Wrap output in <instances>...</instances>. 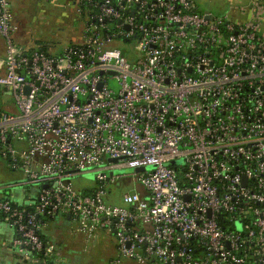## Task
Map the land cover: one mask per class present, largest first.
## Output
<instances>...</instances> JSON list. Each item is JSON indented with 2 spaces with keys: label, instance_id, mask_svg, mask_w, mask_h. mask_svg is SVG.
<instances>
[{
  "label": "built area",
  "instance_id": "obj_1",
  "mask_svg": "<svg viewBox=\"0 0 264 264\" xmlns=\"http://www.w3.org/2000/svg\"><path fill=\"white\" fill-rule=\"evenodd\" d=\"M251 1L235 20L194 0H78L81 41L50 53L17 41L0 0V87L17 107L0 111V159L38 190L28 206L0 195L22 259L45 264L42 227L69 215L89 240L115 236L111 264H264V4ZM91 168L97 186L78 190ZM127 178L138 186L110 202Z\"/></svg>",
  "mask_w": 264,
  "mask_h": 264
},
{
  "label": "rangeland",
  "instance_id": "obj_2",
  "mask_svg": "<svg viewBox=\"0 0 264 264\" xmlns=\"http://www.w3.org/2000/svg\"><path fill=\"white\" fill-rule=\"evenodd\" d=\"M61 4L54 3L52 0H16L13 2V10L15 13L19 14L24 20L26 30H31L30 33L33 39H39V41L45 40L47 42L48 48L51 51L63 50L66 46L78 43L81 41V37L78 36V33L82 31L83 20L76 11H73L72 6H64V3ZM199 7V11H212L216 15H229L233 16L231 11L230 0H194ZM43 31V34L40 33ZM54 33V34H53ZM115 46L122 48L124 43L116 44ZM57 49V50H56ZM60 53V52H56ZM0 58H4V55H0ZM116 85V83H114ZM14 107V98L13 95L5 90L3 87H0V111H8L10 108ZM0 161L4 160L0 159ZM183 159H179V163H182ZM7 164V163H6ZM106 164L102 165L105 167ZM107 174H110L111 170H105ZM6 174L2 173L0 179L8 175L9 182H12L13 185L8 190L7 194L15 202H22L16 194L20 191L27 190V195L33 197L32 202L29 199L27 203L33 204L37 199L38 190L33 193V185H28L27 189L24 188L23 183L26 182V178L21 172H11L10 169H6ZM114 175L117 174H132L134 169L121 166L113 169ZM1 173V172H0ZM97 171L94 168L88 169L81 173L75 174L71 177V180L74 186L80 191L93 190L97 186ZM16 182V183H14ZM1 184V183H0ZM138 186L136 182L129 180H123L119 184L113 186L115 196L110 202L114 204H119L121 201L122 195L133 187ZM12 192V193H11ZM14 195V197L12 196ZM110 243L113 242L109 240ZM92 259L84 256L82 264H111L110 256L108 255L106 249H93ZM131 261V260H130ZM129 259L123 260L122 264H129ZM134 264V263H133Z\"/></svg>",
  "mask_w": 264,
  "mask_h": 264
},
{
  "label": "crops",
  "instance_id": "obj_3",
  "mask_svg": "<svg viewBox=\"0 0 264 264\" xmlns=\"http://www.w3.org/2000/svg\"><path fill=\"white\" fill-rule=\"evenodd\" d=\"M15 1L16 0H11V3L13 4V2ZM52 1L54 3L61 2V0H52ZM260 1L264 4V0H260ZM229 2L231 3L230 4L231 11L233 12V16L231 17H233L235 20H241V19L245 20L252 16L254 7H252L251 0H230ZM62 3H64V6H72L74 8L73 11H76L78 16L82 18L83 20L82 26L84 27L85 17L81 12L78 11V0H63ZM241 9H245L246 11L244 13H241L240 12ZM15 15L20 26L19 31L16 34V39L20 44L29 48L42 47L50 53L61 52L64 50L63 49L61 51L60 50L51 51L48 48L47 42L45 40L39 41V39H33L30 34L32 31L26 30V26L23 22L24 20L22 19V17L17 13H15ZM261 31L264 33V16L261 22ZM40 33L43 34V31H40ZM82 33H83V29L81 33L80 32L78 33V36L81 37L80 39H82ZM0 55H5V42L2 37H0ZM8 111L13 113L17 112V107L15 102H14V107L10 108V110ZM6 169L8 170L10 168L6 163L0 161V172H1L0 175L2 173L6 174L7 173ZM11 172H17V171L11 170ZM10 177L6 175V177L0 179L1 196L6 195L8 190L10 191L11 190L10 188L13 185H16L13 184L12 182H9ZM22 185H24V188L27 189V185H25L24 183ZM27 191L28 189L24 191L22 190L16 194V196L22 200V202H16L17 204L22 206L30 205L29 203L32 202L33 197L28 196ZM32 191L33 193L36 192L35 188H33ZM115 195L116 194L114 192V189L112 188L111 194L110 196H108V200L109 199L112 200ZM12 196L14 197L13 194ZM29 199L31 200V202L27 203V200L29 201ZM118 203L123 204L122 199ZM41 235L46 242L52 243L55 246V249L52 254H47V255L44 254L46 257L47 256L49 257V262L47 263L46 261L45 264H82L84 256L92 259L93 254L91 253L94 252L93 249L96 250L98 248L106 249L111 260L115 257L117 253L116 238L112 233L106 230H100L97 234V237L89 240L83 234L74 231L73 223L70 219V216L68 215L65 216L60 215L55 218H48L46 220V223L42 227ZM16 238H17L16 231L0 215V264H33L31 261H26L22 259L19 249L14 243ZM112 239L113 242L110 243L109 240ZM130 262L132 263L129 264H133V263L138 264L133 260H131Z\"/></svg>",
  "mask_w": 264,
  "mask_h": 264
},
{
  "label": "trees",
  "instance_id": "obj_4",
  "mask_svg": "<svg viewBox=\"0 0 264 264\" xmlns=\"http://www.w3.org/2000/svg\"><path fill=\"white\" fill-rule=\"evenodd\" d=\"M38 256H39L40 258H46L47 263L49 262V257H48V256L46 257V256L44 255V253L41 252V253H39V254L37 255V257H38ZM50 260H51V259H50Z\"/></svg>",
  "mask_w": 264,
  "mask_h": 264
},
{
  "label": "water",
  "instance_id": "obj_5",
  "mask_svg": "<svg viewBox=\"0 0 264 264\" xmlns=\"http://www.w3.org/2000/svg\"><path fill=\"white\" fill-rule=\"evenodd\" d=\"M206 13H208L209 11H205ZM110 161H113V162H117V159H110ZM174 163V162H173ZM151 168V167H149ZM137 170H143V167H140V168H137ZM39 216V215H38ZM69 216V215H68Z\"/></svg>",
  "mask_w": 264,
  "mask_h": 264
}]
</instances>
